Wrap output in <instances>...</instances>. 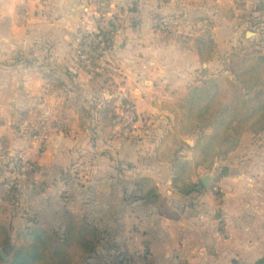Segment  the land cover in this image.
<instances>
[{
	"label": "rangeland",
	"instance_id": "obj_1",
	"mask_svg": "<svg viewBox=\"0 0 264 264\" xmlns=\"http://www.w3.org/2000/svg\"><path fill=\"white\" fill-rule=\"evenodd\" d=\"M65 1L67 3L61 7L54 6V0H47L45 3L40 0L35 5L33 3L28 5L27 1L26 5L22 7L23 10L20 11L19 15L26 20L28 19L29 26L26 27L27 32L14 33V35L19 43L26 45L22 47L24 51L16 53L15 58L11 60L19 68L18 71L21 74L19 84L23 88L34 86L37 79L41 78V75L45 77V74L50 70L68 82L64 75L66 69L69 68L70 71L75 72L74 69L77 68V65L71 63L70 60L72 52L70 42L79 35L98 33L100 28L108 29L110 20H119L122 30L118 37H115L116 56L120 66L130 76L129 88L137 96L135 104L138 114L134 122L130 117L118 129L121 132L124 130L125 137H128L121 141L129 142L130 147L134 148L133 150L139 148L140 151L137 152L138 155L133 161L126 163L119 161L114 153L109 158H105L107 155L105 152L110 144L98 125L93 122V117L88 118L84 114L78 116L82 119V121L79 120L81 124L78 127L87 129L89 126L91 129L94 128L97 130L98 136L84 132L85 134L79 136L80 139L76 145L64 137H59L58 134L62 129L63 121L55 111L57 94L51 89L49 92L55 93V97L50 99L51 94H48L49 96L43 97L42 102L37 100L28 107L25 105L28 100L26 103L21 102L22 107H16L14 104L18 103L20 98L15 97L9 104L13 109L6 112L7 108H2L3 111H0V161L3 159L1 153L8 151L11 164V169L4 178L8 182L5 190L13 191L12 187L16 186L18 198L20 193L18 188L26 185L41 188L46 187L49 183L59 181L62 183H69L70 181L80 183L86 178L85 174L88 175L91 167L101 160L116 167L118 173L123 174L125 179H134L132 193L135 198L143 200L147 204H154L158 201L159 196L158 185L156 184L158 178L150 170L152 166L157 162L170 161L175 169V175L172 179L174 186L175 179L182 180L181 166L183 163H194L201 160L204 166L194 176L193 180L199 186L193 195H201L212 190L216 196H219L221 193L215 191L214 188L218 186L223 177L221 174L223 168L219 172L221 174L219 177L215 174L216 178L211 182L208 189H204L202 192L198 191L201 185L200 178L207 174H214L208 172L203 175L206 170L213 171L218 149L208 152L203 159L201 157V152L213 134V129L195 120L187 128V130L190 129L189 135L178 134L177 132L182 130L181 127L176 131V117L179 111L169 106L175 104L180 93L186 92L189 85L202 81L206 70L208 77L221 76V78L234 79L240 59L239 54L236 53L238 52L237 48H264V13L255 12L257 2L263 0H176L170 5H160L159 0H85L80 1L79 6L76 2V7L72 0ZM205 16H209L214 21L213 29L205 28L204 22H197L199 18ZM158 25L160 30L156 28ZM199 29H202L201 34L207 29L210 30L219 44L218 59L216 58L215 61L219 66L218 69L216 68L217 65H213L212 71L199 69L202 71L200 77L191 78L187 76L183 83H180V87L175 89L170 87V82L166 85L162 84L163 80L160 79L150 60L148 69H144L148 75L142 78L140 67H136L135 62H139L143 67L147 65V61L140 58H151L150 51L164 48L163 45H166L165 36L169 31H177L178 34L186 35ZM249 35L251 36L248 37ZM181 41L176 39L171 43L178 44L176 49H180L184 47ZM28 47L30 50H25ZM221 56H224L222 61ZM130 62H132V70L128 69ZM202 65L204 68L208 67V64ZM205 65L207 66L205 67ZM86 78L85 75L80 78V89L76 91L77 94L71 95L73 105L80 108L88 107L92 98H98V96L104 99L110 98L108 91L98 93L96 96L89 88H84L81 84L86 82ZM149 81L152 84H148ZM4 83L6 84L7 81L2 82L0 87ZM68 84L70 87L71 82ZM90 87L93 90L94 87L91 83ZM141 88L142 96L146 98H141L137 93L136 90ZM148 88H152L151 93L147 91ZM98 90L99 87H96V91ZM7 95L12 97L13 93L8 91ZM149 95L152 97H148ZM1 107L3 106L1 105ZM6 116L11 122L5 121ZM6 134H11L14 143L20 148L11 150V139L5 137ZM188 140H192L194 144L190 145ZM64 142H69L72 145L66 146ZM95 143L98 144L99 150L91 148L90 145H95ZM191 152L196 155V159L194 158V161L185 160L184 158L191 156ZM166 155L169 156L168 159L162 160ZM13 159L16 160L17 165L12 163ZM136 159H138L140 169H147L150 174L140 173V170L136 168ZM4 179H1V182ZM144 179L150 181L147 182ZM174 188L176 187L174 186ZM176 189L183 195L178 188ZM150 190L154 191L157 199L153 197ZM68 195L70 196L69 193L63 195L66 201L69 200ZM4 199V194L0 193L1 222L8 209L17 208V204L11 205ZM98 232L101 238L99 253L95 258L88 259L86 257L83 260L76 254L75 242L71 243L70 238L65 239L64 233L63 236L62 234L58 235V233H52V235L56 244L66 246L70 252V255L66 256V264H78V260L81 261L79 264H138V261L147 260L151 255L148 249L135 252L131 250L132 254L129 253L130 250L128 252H115L102 243V235L99 230ZM18 241L21 246V241ZM8 251L5 248H0V264H8L9 261L4 259L1 254L3 252L7 256L10 253Z\"/></svg>",
	"mask_w": 264,
	"mask_h": 264
},
{
	"label": "crops",
	"instance_id": "obj_2",
	"mask_svg": "<svg viewBox=\"0 0 264 264\" xmlns=\"http://www.w3.org/2000/svg\"><path fill=\"white\" fill-rule=\"evenodd\" d=\"M39 1L0 0V84L7 81L0 87V111H3L2 108H7L6 112L13 109L9 104L15 97L20 98L19 102L14 104L16 107H22L21 102L26 103L27 100L26 107L37 100L42 102L44 96L51 94L49 92L51 89L57 94L55 111H57V116L61 117L58 110L59 96L63 97L61 99L68 98L71 101V95L77 94L76 91L80 89L79 80L85 74L79 71L78 67L75 68V72H72L79 73L78 78H75L70 87L68 84L70 80L66 78L67 87L62 89L48 86L42 75L34 86L23 88L19 84L21 82L19 68L11 61L12 58H15L16 53L24 51L22 47L26 45L19 43L14 35V33L27 32L26 27L29 26L28 19L22 18L19 12L23 10L22 7L26 5V2L28 5L30 3L35 5ZM80 1L85 0H72L75 7L76 2L79 6ZM64 3L67 2L54 0L53 5L61 7ZM72 11L74 10L72 9ZM173 41L175 40L165 41L164 48L150 51L151 58L141 57L140 59L147 61V65L144 67L139 62H135V66L140 67L142 78L148 75L144 69H148L150 60L160 79L163 80L162 84L166 85L170 82V87L175 89L180 87V83H183L187 76L200 77L202 69L212 71L213 65H217L218 69L219 66L215 63L218 55L213 61L207 63V68H204L194 50L190 47L187 49L184 45L186 48L176 49L179 45L171 43ZM215 41L217 42V40ZM168 43L170 44L167 45ZM26 49L30 50V47ZM223 57L221 56V61ZM70 60L71 63H75L72 52ZM131 65L132 62L128 66L130 70H132ZM66 70L71 69L67 68ZM120 73L122 77L119 82H124V85L119 88L121 96L127 98L134 105L138 114L135 104L137 96L129 88L130 76L121 66ZM85 76L87 77L86 82L81 85L93 92L89 77ZM147 83L152 84L150 81ZM8 91L13 93L12 97L7 95ZM136 91L141 98H146L142 96V88ZM147 91L151 93L152 88H148ZM56 94H51L50 99ZM148 97H152V95ZM82 108L89 109V106ZM5 121L11 122L7 116ZM59 132V137L72 141L73 145H76L80 139L79 136L85 134L84 132L87 134L90 132L93 136L99 135L96 129H91L89 126L87 129L78 127L69 135L62 129ZM5 137L11 139V150L20 148L14 143L11 134H6ZM127 138L107 141L110 146L105 152L107 154L105 158L116 154L121 162L133 161L140 149L137 148L135 151L130 147L129 142L121 141ZM64 145L72 144L64 142ZM90 146L99 150L97 143ZM190 155L184 159L194 161L196 155L193 152ZM139 165L138 159H136V168L140 170V173L150 174L147 169H140ZM173 167L170 161H165L164 163L157 162L150 169L153 175L158 178L156 184L158 185L159 199L154 204H147L145 201L135 198L132 193L134 179H125L123 174L118 173L116 167L101 160L91 167L88 175L85 174L86 178L80 183L59 181L49 183L46 187L41 188L38 186L29 187V185L18 188L20 193L17 208L8 209L2 217V223L11 230L12 236L11 245L5 248L10 253L7 256L3 254V258L11 261L14 252L20 247L19 236L31 226L37 225L51 234L58 233L63 236L65 214L71 212L98 229L102 235V243L115 252L130 250L129 253L132 254V251L148 249L151 255L147 260L138 261V264H233L235 260L239 264H257L258 261L263 260L264 131L258 134L245 133L239 149L225 163L219 162L216 158L213 171L206 170L203 173L204 175L213 172L217 177L223 174L218 186L214 188L215 191L221 193L220 197L216 196L212 190L201 195H181L172 183L175 175ZM221 168H223V173ZM224 168H226L225 172ZM45 178L50 179L49 177ZM66 193L70 194L68 201L63 198ZM218 215H220L219 218ZM61 247L67 255H70L66 246L62 245ZM80 262L77 261L78 264Z\"/></svg>",
	"mask_w": 264,
	"mask_h": 264
},
{
	"label": "trees",
	"instance_id": "obj_3",
	"mask_svg": "<svg viewBox=\"0 0 264 264\" xmlns=\"http://www.w3.org/2000/svg\"><path fill=\"white\" fill-rule=\"evenodd\" d=\"M41 1L45 3L47 0ZM174 1L176 0H159V3L170 5ZM255 12L264 13V0L257 2ZM197 22H204L205 28L213 29L215 26L209 16L201 17ZM108 24V29L100 28L98 33L79 35L70 44L75 64L79 71L89 77V82L94 87L93 93L97 96L98 93L108 91L110 98L104 99L98 96L91 99L88 110L73 105L68 98L61 99L62 96H59L58 110L64 122L62 130L68 135L76 131L81 124L79 120L82 119L78 118L80 114L88 118L93 117V122L98 125L107 141L125 138V131L121 132L118 128L130 117L133 122L137 119L134 105L127 98L122 97L119 91L124 82H119L122 75L120 65L117 63L115 37H118L122 25L119 20H110ZM156 28L160 30L159 25ZM201 33L202 29L186 35L169 31L164 41L182 40L184 46L196 52L202 64H207L218 55L219 47L210 30ZM237 49L236 53L239 54L240 59L234 79L221 78V76L208 77L206 70L202 81L189 85L186 92L180 93L175 104L169 106L179 111L176 117V131L181 127L182 130L180 129L178 134L189 135L190 129L187 128L195 120L213 129V134L201 152L202 159L208 152L218 149V160L225 162L239 149L246 132L258 134L264 131V48ZM64 75L73 83L79 73L67 70ZM45 79L50 87L57 89L67 87L66 81L52 70L45 74ZM96 87H99L98 91ZM73 92L76 93L74 90ZM128 126L130 127V124ZM1 157L3 159L0 161V193L4 194V200L16 205L17 187L13 186V191L5 190L8 182L4 178L11 169L9 152H2ZM168 157L166 155L162 160L165 161ZM12 163L17 165L14 159ZM203 166L201 160L182 164V180L175 179L174 186L184 196H191L196 192L199 184L193 179ZM1 179H4L3 182ZM144 181L150 180L144 179ZM212 187L214 188L215 185ZM150 193L157 199L153 190H150ZM64 236L65 239L70 238L71 243L75 242L76 254L82 260L86 257L95 258L99 253L101 238L98 230L79 215L71 212L65 214ZM19 240L21 246L14 252L8 264H66L65 250L62 245L56 244L54 236L47 230L37 225L31 226L19 236ZM11 242V230L0 220V248L9 247ZM233 264L239 262L235 260ZM257 264H264V259Z\"/></svg>",
	"mask_w": 264,
	"mask_h": 264
},
{
	"label": "water",
	"instance_id": "obj_4",
	"mask_svg": "<svg viewBox=\"0 0 264 264\" xmlns=\"http://www.w3.org/2000/svg\"><path fill=\"white\" fill-rule=\"evenodd\" d=\"M250 37V35L248 36ZM207 65H205L206 67ZM190 145H193V141L192 140H188L187 141ZM216 178V176L214 174H207L203 177L200 178V181H201V185L200 187L198 188V191L199 192H202L204 189H208L209 188V185L211 184V182ZM1 254L3 255L4 253L1 252Z\"/></svg>",
	"mask_w": 264,
	"mask_h": 264
}]
</instances>
